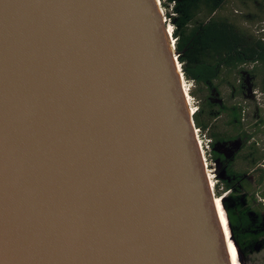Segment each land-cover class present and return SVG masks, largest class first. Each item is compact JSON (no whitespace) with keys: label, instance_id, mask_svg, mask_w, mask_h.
<instances>
[{"label":"water","instance_id":"water-1","mask_svg":"<svg viewBox=\"0 0 264 264\" xmlns=\"http://www.w3.org/2000/svg\"><path fill=\"white\" fill-rule=\"evenodd\" d=\"M163 20L0 0V264H229Z\"/></svg>","mask_w":264,"mask_h":264},{"label":"trees","instance_id":"trees-1","mask_svg":"<svg viewBox=\"0 0 264 264\" xmlns=\"http://www.w3.org/2000/svg\"><path fill=\"white\" fill-rule=\"evenodd\" d=\"M176 60L195 99L191 116L213 161V194L222 224L239 250L264 242V65H255L254 33L264 0H159ZM189 84V86H188ZM220 147V148H219ZM226 149V151H225Z\"/></svg>","mask_w":264,"mask_h":264},{"label":"rangeland","instance_id":"rangeland-1","mask_svg":"<svg viewBox=\"0 0 264 264\" xmlns=\"http://www.w3.org/2000/svg\"><path fill=\"white\" fill-rule=\"evenodd\" d=\"M162 15H163V12H162ZM164 18V16H163ZM164 24H167V18H164ZM169 25V24H168ZM178 65V64H177ZM186 84V87H187V83ZM189 86V84H188ZM189 98V101H190V105L192 108H194V103H195V99H193L192 97H188ZM255 99L256 101L262 105L264 104V95H262L260 92H256L255 94ZM199 141H200V144H201V148H202V152H203V155H204V159H205V163L206 165L208 166L211 174H212V177H214L215 175V171H214V168L216 167L214 165V162L211 160L208 162V159H207V155L206 153L207 152H204L205 150L207 151V149L209 147H207V144H206V139L204 138H199ZM220 148V147H219ZM226 151V149H225ZM224 193H221L219 197V206H220V209H221V213H222V216L225 220V217H224V209L221 205V197ZM227 232H228V239L230 237V234H229V231L227 229ZM231 238V237H230ZM232 241V239H231ZM230 239H229V243L231 244L232 248H233V251H234V254H235V260H236V264H264V242H263V246L259 249H256V248H249V247H246L244 248L242 251L239 250L235 243L232 241L231 242Z\"/></svg>","mask_w":264,"mask_h":264},{"label":"bare ground","instance_id":"bare-ground-1","mask_svg":"<svg viewBox=\"0 0 264 264\" xmlns=\"http://www.w3.org/2000/svg\"><path fill=\"white\" fill-rule=\"evenodd\" d=\"M166 33L169 34L168 29L166 30ZM171 39H172V37H171ZM171 42L172 41L170 40L169 43H168L169 44L168 46H170L172 48ZM177 64H178V62H177ZM174 66H175V64H174ZM175 69H176V71H178V76H180L179 70H177V68H175ZM181 76H182V74H181ZM181 85H182L183 90H185L186 84H185V81H184L183 77H181ZM188 97L189 96H186L185 95L186 103H187L188 107L190 108V111L192 112L193 108L190 105V101H189V98ZM196 130L197 129H194V132L195 133H196ZM196 136H197V133H196ZM196 143L200 147L199 152L201 151V154H202V159H203L202 160V167H203V172H204L205 178H206V180L208 182V186H211V184L213 185L212 174H211L208 166L205 163L204 155H203L202 148H201V144H200V141H199V138L198 137H196ZM211 189H212V186H211ZM212 192H213V190H212ZM217 199H218V196H216V195L211 196L212 205H213L215 214H216L217 218L219 219V222H220V225H221V236H222L223 242H224L225 247H226L227 258H228L229 264H233L231 251H230V248H229V245H228V241H227L226 234H225V230H224V227H223V224H222L220 212H219V209H218V206H217Z\"/></svg>","mask_w":264,"mask_h":264},{"label":"flooded vegetation","instance_id":"flooded-vegetation-1","mask_svg":"<svg viewBox=\"0 0 264 264\" xmlns=\"http://www.w3.org/2000/svg\"><path fill=\"white\" fill-rule=\"evenodd\" d=\"M254 35L259 44L255 48L256 63L255 65H264V19L260 18L254 26ZM256 94V91H254Z\"/></svg>","mask_w":264,"mask_h":264},{"label":"built area","instance_id":"built-area-1","mask_svg":"<svg viewBox=\"0 0 264 264\" xmlns=\"http://www.w3.org/2000/svg\"><path fill=\"white\" fill-rule=\"evenodd\" d=\"M172 41V40H171Z\"/></svg>","mask_w":264,"mask_h":264}]
</instances>
